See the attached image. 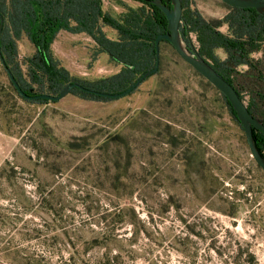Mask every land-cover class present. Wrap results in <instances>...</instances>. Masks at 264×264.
<instances>
[{"label": "rangeland", "instance_id": "1", "mask_svg": "<svg viewBox=\"0 0 264 264\" xmlns=\"http://www.w3.org/2000/svg\"><path fill=\"white\" fill-rule=\"evenodd\" d=\"M101 2L116 19L140 6ZM189 7L228 12L221 0ZM51 49L77 79L121 67L84 33L60 32ZM33 52L22 35L16 61ZM251 56L264 74V45ZM239 79L246 104L259 86ZM0 264H264V171L222 94L168 43L158 73L108 101L27 102L0 63Z\"/></svg>", "mask_w": 264, "mask_h": 264}, {"label": "trees", "instance_id": "2", "mask_svg": "<svg viewBox=\"0 0 264 264\" xmlns=\"http://www.w3.org/2000/svg\"><path fill=\"white\" fill-rule=\"evenodd\" d=\"M131 1L140 6L127 8L116 19L103 11L101 0H0V14L3 17L0 51L21 90L29 96L57 95L66 84L77 82L88 90L119 93V87L131 86L145 71L154 67L155 38L167 32L166 17L151 3L152 0ZM166 1L169 0H163ZM181 3L179 31L185 43L189 40V34L193 33L199 55L233 86L243 102L245 99L241 91L244 87L241 86L239 76L250 74L259 88L250 92L246 106L252 116L264 118V74L258 69L261 60L251 56L261 51L264 45V13H258L253 8L227 5L228 12L223 18L207 20L197 10L190 9V0H181ZM223 25L226 26L225 32L220 30ZM104 26L115 30L117 38H108L103 31ZM60 31L86 34L94 42L96 55L106 54L111 61L121 66L119 71L95 81L71 76L54 57L51 49ZM22 35L32 44L34 52L18 62L17 41ZM161 43L167 42L159 41V64ZM216 50L226 54L227 59L222 60ZM21 65L25 66V72ZM242 65L247 66V70L239 71ZM9 82L17 96L27 102H53L24 99ZM70 93L85 100H112L78 88L72 89ZM222 97L229 112L237 120L231 105ZM253 137L256 147L264 156L263 133L253 129Z\"/></svg>", "mask_w": 264, "mask_h": 264}, {"label": "water", "instance_id": "3", "mask_svg": "<svg viewBox=\"0 0 264 264\" xmlns=\"http://www.w3.org/2000/svg\"><path fill=\"white\" fill-rule=\"evenodd\" d=\"M224 4L235 8H253L258 13H264V0H221ZM151 3L159 8L166 17L167 20V32L157 35L155 38V65L153 68L145 71L131 86L119 93H103L92 91L84 88L77 82L68 83L61 88L57 95L40 94L35 96H29L25 94L18 83L14 79L9 68L5 65L4 59L0 51V63L5 69L7 76L14 88L20 96L24 99L35 100L45 99L48 101H59L66 95H68L72 89L78 88L83 91L92 92L96 95L107 98H120L130 94L135 88H137L141 82L157 72L159 67V41L164 40L169 43L178 57L189 65L195 72L203 77L209 84L216 88L229 102L232 110L235 113V117L241 125L244 132L250 155L254 159L255 163L261 170L264 171V156L258 150L255 145L253 137V129H256L264 135V118H257L252 116L246 104L240 99L237 91L223 79L217 72L211 67V65L205 61L198 53L197 49L193 46L192 42L188 40L187 44L183 40L180 31L179 24L182 16V3L181 0H169L163 2V0H152ZM170 4V5H169ZM3 26V17L0 14V32Z\"/></svg>", "mask_w": 264, "mask_h": 264}, {"label": "clouds", "instance_id": "4", "mask_svg": "<svg viewBox=\"0 0 264 264\" xmlns=\"http://www.w3.org/2000/svg\"><path fill=\"white\" fill-rule=\"evenodd\" d=\"M222 60H226L227 59V55L225 54L224 56L221 57ZM241 68H243L244 70H247V66H240ZM238 70H240V68H238Z\"/></svg>", "mask_w": 264, "mask_h": 264}, {"label": "crops", "instance_id": "5", "mask_svg": "<svg viewBox=\"0 0 264 264\" xmlns=\"http://www.w3.org/2000/svg\"><path fill=\"white\" fill-rule=\"evenodd\" d=\"M60 32H67V31H60ZM60 32H59V33H60Z\"/></svg>", "mask_w": 264, "mask_h": 264}]
</instances>
